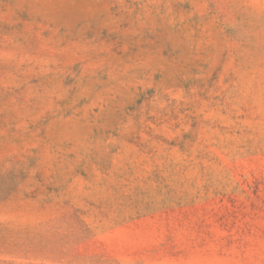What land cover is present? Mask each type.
I'll use <instances>...</instances> for the list:
<instances>
[{"label": "rangeland", "instance_id": "obj_1", "mask_svg": "<svg viewBox=\"0 0 264 264\" xmlns=\"http://www.w3.org/2000/svg\"><path fill=\"white\" fill-rule=\"evenodd\" d=\"M0 264H264V0H0Z\"/></svg>", "mask_w": 264, "mask_h": 264}]
</instances>
